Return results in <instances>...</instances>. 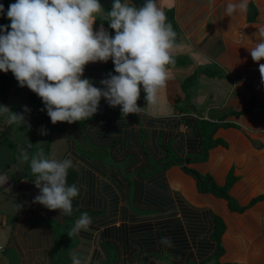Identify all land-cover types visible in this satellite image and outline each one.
<instances>
[{
  "label": "crops",
  "instance_id": "0c3cea01",
  "mask_svg": "<svg viewBox=\"0 0 264 264\" xmlns=\"http://www.w3.org/2000/svg\"><path fill=\"white\" fill-rule=\"evenodd\" d=\"M167 3L168 20L177 33L173 50L176 63L170 67L166 87L161 89L165 94L162 102L147 105L141 91L137 104L143 109L139 114H129L131 118L153 120V124L146 129L143 126L142 152L136 151L128 164L121 162L126 165L125 172L114 171L121 190L114 185L113 201L106 213L97 216L100 221L88 211L103 210L107 200L95 192L100 205L93 208L87 198L86 172H78L81 192L77 206L92 217L90 227L94 229L88 254L92 256V264H264V82L259 71L264 60L253 61L246 48L253 46L258 28L264 27V0H249L246 12L232 16L225 15L226 0ZM101 23L97 19L94 30ZM104 27L110 32L106 22ZM101 64L107 71L114 66L111 60L85 66L84 77L91 78L97 87L107 77V71L99 67ZM0 75L6 87L3 92L0 83V105L25 118L24 125L12 126L0 118V175L6 173L9 178L4 187L0 186V235L4 234L6 240L0 243L6 247L3 257L7 264H71V253L85 241L84 231L69 249L67 259H55L56 253L63 252L61 238L63 233L68 236L70 225L64 221L66 216L59 218L41 212V205L34 202L39 189L27 173L30 163L21 160L25 148L30 156L38 146L45 149L40 141L42 133L49 129L46 110L41 111L44 104L29 88L20 87L11 71ZM193 91L194 96L199 91L205 101L192 102ZM101 101L94 120L122 115L121 108L111 115L106 111L108 103ZM25 106L29 112L24 111ZM201 121L232 124L229 128L220 126L213 135L214 140H223L227 145L206 148L203 139L199 142L197 127ZM59 132L70 145L67 157L75 144L68 132ZM164 135L172 136L170 139L177 140V145L182 138L195 136L193 139L199 142L197 149L190 151L186 146L178 157L188 153L201 156L206 151L209 156L206 162H191L187 168L202 176L201 183L214 182L221 188L227 187L228 198L244 210L232 211L227 196L219 198L214 193L200 192L194 177L186 176L180 165L166 172L170 186L167 194L175 199L172 207L160 211L141 208L134 190L140 181H149L141 172L154 171L157 167L153 163L165 159ZM152 150L158 154L152 156ZM71 157L78 169L84 168L86 160ZM99 178L110 184L116 181L111 183L103 175ZM184 179L188 180V187L179 185ZM72 183L70 180L69 184ZM94 183V190H98L96 186L100 183ZM179 196L188 203L183 204L185 210L178 204ZM193 218H198L199 224L193 223ZM165 237L171 240V246L162 243ZM8 249L14 252L10 257L6 254ZM96 252L100 254L98 260Z\"/></svg>",
  "mask_w": 264,
  "mask_h": 264
},
{
  "label": "clouds",
  "instance_id": "9594fccd",
  "mask_svg": "<svg viewBox=\"0 0 264 264\" xmlns=\"http://www.w3.org/2000/svg\"><path fill=\"white\" fill-rule=\"evenodd\" d=\"M248 5L249 0H226L225 15L244 13ZM5 15L10 24L0 25V72L11 71L20 87L26 86L41 98V111L46 110L53 124L92 119L101 99L113 108L120 106L122 115L139 114L143 109L137 104L141 90L147 105H156L160 90L167 85L170 67L176 63L173 50L177 33L157 0H145L143 7L134 5L132 0H112L110 11L102 7L100 0H16L7 11L0 1V17ZM97 19L102 23L94 30ZM105 22L114 35L105 29ZM258 29L257 41L246 47L257 63L264 60V27ZM109 60L114 64V73L100 80V87L84 77L86 65ZM259 71L264 82V64L259 65ZM24 111L30 109L25 106ZM0 118L8 126L25 124L22 114L5 105H0ZM79 130L77 137L71 134L75 140L83 135V130ZM72 148L77 150L76 144ZM21 160L30 163L35 177L32 181L39 189L34 202L49 210H60V216H72L73 201L81 190L77 185L78 172L74 183H68L69 171L76 167L71 155L57 159L41 150L30 156L25 148ZM86 162L92 163L88 159ZM103 162L104 159L96 160L95 165H87L85 172L101 168L100 175L106 177L103 171L109 169ZM98 177L89 174L87 187L92 178L102 182ZM193 177L202 176L195 171ZM8 179L6 173L0 175V186L4 187ZM92 222L87 212L82 213L68 235L89 231ZM162 243L171 246L167 237ZM0 246L4 247L0 264H7L3 257L6 247ZM71 264H92V256L74 250Z\"/></svg>",
  "mask_w": 264,
  "mask_h": 264
},
{
  "label": "trees",
  "instance_id": "16d2710c",
  "mask_svg": "<svg viewBox=\"0 0 264 264\" xmlns=\"http://www.w3.org/2000/svg\"><path fill=\"white\" fill-rule=\"evenodd\" d=\"M11 3L12 2H8L7 4L4 5L6 11H7V8L9 7V5ZM7 24H10V21L7 19L6 15H5L4 17H2L1 25H7ZM112 31H114V30H111V32ZM1 77L2 76L0 75V81L4 82L3 77L2 78ZM4 86L5 85H3V87ZM5 88L6 87H4L3 92H5L4 91ZM46 116L47 117L45 120L49 121L50 117L47 115V112H46ZM94 119H96V118L93 117L92 119H90L88 121H86V120L82 121L81 125L76 122L77 125L79 126V128L83 130V135L80 136L81 138H79L80 141L90 140V141L94 142L96 144V146H100L101 150H103L104 152H108L110 154L109 156H111L113 158L112 161H115L117 163L123 162V163H127V164L129 163L128 161L130 159H132V157H134V155H136V151L142 152L140 145H141V138H142L143 132H144L143 126H145V129H146L147 126L149 127L153 124L152 123L153 120H140L138 118V116H134V118H131V115H129V114L127 116L121 115L119 117L109 119V120L105 116H102L101 120H94ZM191 124L192 123L190 122V125ZM190 125H188L187 127H189ZM223 125L227 128L232 126V124H228V123L216 125V123H213V122L201 121V124L197 127L199 129V136H200L199 142L201 141V139H203V141L205 142L206 148H210V147L213 148V147H216L219 145L226 146L227 143L225 141L213 139V135L215 133V130L217 128H219L220 126H223ZM56 130L61 131L59 128H55L53 130V132ZM65 132H68V134H70V138H72L71 137L72 135L68 129H66ZM170 137H172V136H168V135L165 136L164 135V138L162 139V148L167 153L164 160H166V159L168 160L167 161L168 164L166 165V169L158 170L159 172H155L157 170V168H156L154 171H152L150 173H146V171L141 172L142 174H144L146 179L148 178V180H149L148 182L140 181L134 190L133 195L135 196V200H137V204L141 208L148 209L151 211H160V210H164V208L172 207L173 201L175 199L170 198V196L167 194V192L170 190V186H169L168 181H167V177H166L167 173L166 172L168 170H170L173 166L180 165V164L176 163L175 159H173L174 161L170 160V151L173 152L171 154L172 156L176 155L175 157H178L179 155H181V153H182V151H184V149L185 150L187 149L186 146H188L190 151L191 150L195 151L198 147L199 142L196 139H193V138H195V136L192 139H188V140H186V138L185 139L182 138L181 143L178 145L176 144L177 140L173 141L170 139ZM72 139L75 140L74 137ZM145 149L149 153L148 147L145 146ZM191 153H193V152H191ZM157 154L158 153H156L155 150H152V156L157 155ZM72 155L82 157L83 160L87 159L78 150H75L74 152L72 150L71 156ZM164 155H165V153L163 154V156ZM187 156H189V153L185 154L184 156H181V160L183 162L180 165V166H183L182 170L186 176H191V175L193 176V172H194L190 168H187V165L189 163H191V162H206L208 160V157H209L208 153L206 151H204L201 156L196 155V157H192L191 159H193V160L190 159L189 161H187V159H188ZM82 158H81V160H82ZM102 159H104V158L102 157ZM178 159H180V158L178 157ZM96 160H98V159L94 158L91 161L92 162L91 164H89V162H86L85 163L86 167L84 164V168H82L81 170L78 169L77 167H75L73 170H70L69 175H68V183L70 182L71 179H72V181L73 180L75 181L74 178H75V175H77V172L87 170L88 166L91 167V166L95 165ZM153 165H155V167H156L157 164L153 163ZM27 173L31 179H33V180L35 179V177L31 174V170L29 168L27 170ZM89 174L92 177H94V175L88 171L86 172V177H88ZM115 177H116V174H115ZM126 178H127V176H126ZM116 179H117V177H116ZM195 180H196V184L198 185V190L200 192H202V193H205V192L214 193L219 198H223V197L227 196V199L229 200V202H232L231 203L232 211L240 212V211L244 210V208H241L238 205H235L233 203V201L230 200V198H228L229 197L228 196L229 195L228 194L229 189L227 187L221 188L214 182L213 183H208V182L201 183L200 182L201 179L199 177L195 178ZM118 181L119 180L117 179L112 184H110L109 182H103V183H105V189H103V187L101 186V188L98 187V190H96L97 194L99 193L100 196L103 195L104 200H107L106 201L107 204H109L111 201H113V199L111 198V193L113 191V188L115 189L114 185L115 186L117 185L120 188V181L119 182ZM94 184H95L94 179L92 178V182L89 183V186L87 187V189H90V191L87 190V195H88L87 198L91 203H93V205H92L93 208H97V207H99L100 204H98V202H96L97 200H95L96 198L94 197V194H95V190L93 188ZM179 185L181 187H188L187 186L188 180L184 179V181H181L179 183ZM121 186H122V184H121ZM116 197H114V199ZM258 200H260V198H258ZM184 202H186V201L181 196H179L178 204H182V208H184V210H185V205H183ZM77 203H78V201L76 198L73 201V214H72V216H70V217L66 216L65 220H64L66 223H69L70 229H72V227H73L72 223L74 224V222L76 221V217H78L79 214L84 213L83 210L80 209V206H77ZM188 206L189 205H187V207ZM39 208H40L41 212L52 214V215H55L56 217H59V218L61 217L60 216V210H49V209L45 208L43 205H41V207H39ZM107 208H108V206L104 207L103 210L99 209V210H93V211H88V212L89 213L93 212V216H95L97 218V216L100 215L101 213H106ZM188 214H189V212H188ZM188 217H191V216L188 215ZM193 219H194L193 223L199 224L200 220L198 221V218H193ZM124 230H126V229H124ZM221 233L222 232L218 233V237L221 235ZM82 234L84 236L85 241H84V243L80 242V247L78 248V250L87 255L89 252L88 250L91 247V243H89V242L92 239V235L94 234V229L92 227H90L89 231H84V233L82 232ZM108 235L110 236L112 234L108 233ZM99 256H100V254L98 252H96L95 260H98Z\"/></svg>",
  "mask_w": 264,
  "mask_h": 264
},
{
  "label": "rangeland",
  "instance_id": "374dc122",
  "mask_svg": "<svg viewBox=\"0 0 264 264\" xmlns=\"http://www.w3.org/2000/svg\"><path fill=\"white\" fill-rule=\"evenodd\" d=\"M157 2H158V5L166 12L167 18H168L169 17V15H168L169 7L167 8L168 0H158ZM111 4L112 3H110V9H108L109 11L111 10ZM102 15H103V13H102ZM110 32H111V30H110ZM101 66H102V64L99 65V67H101ZM102 69H103V72L107 71L106 67L102 66ZM110 72L114 73V66H110V69L107 71L106 75H108ZM98 81L99 80L97 79V82ZM0 83L2 84V86L4 85L3 82H0ZM205 87L206 86H203L202 88H205ZM141 91H143V90H141ZM159 96H160L159 100L162 102L163 97L165 96V94H164V92L162 90H160ZM200 99L202 101H205L204 97L202 95H200L199 91L195 93V96H194V91H193L192 102H194V103L196 101L198 102V101H200ZM100 103L103 104L102 101ZM108 107L109 108H108V110L106 109V111L108 113H110L111 115L113 113L117 114L118 108H120V106H117L115 108H113L111 106H108ZM77 123H79L81 125L82 121H80V122L78 121ZM50 130L51 129L49 128L46 131V134H44L43 136L40 137V141L42 142L43 147L46 149V150L44 149L43 152H44V154L46 156L51 157V156L54 155L57 159H63L65 157V155L68 154V152L70 150L69 142L67 141V139L64 136L59 135L60 132L58 130H56L54 132L51 131V133L49 132ZM74 143L76 144V149L78 151H80L84 155V157H86L89 161H92L94 158H97V159H100V160L102 159V157L104 158V162L103 163L109 169V171H107V172L103 171V172L106 174V177L108 178V180H113L114 179V177H115L114 171L117 170V169H120L123 172H125V166H126L125 164H123V163L118 164L117 162L112 161L113 158L111 156H109L110 154L108 152H104L103 150H101V147L100 146H96V144L94 142H92L90 140L80 141V139L79 140L76 139ZM41 150H42L41 147L38 146V148L34 151L33 156H35ZM172 153L173 152L170 151V160L175 159L176 160L175 162L181 165L182 162H183L181 160V158L178 159V157H175L176 155L172 156L171 155ZM187 157H188L187 161H189L192 157H196V155L195 154L192 155V154L189 153V156H187ZM191 160H193V159H191ZM167 161L168 160L166 159L162 163H157V165H156L157 169L158 170L166 169V165L168 164ZM101 173H102V169L98 168L92 174L97 175V177H98ZM123 174L126 175L125 173H123ZM100 180H102V179H100ZM99 183L101 184L103 189H105V183H103V182H99ZM101 186H100V188H101ZM88 191H90V189H88ZM95 192H96V190H95ZM138 212L142 213V211H138ZM72 225H73V223H72ZM69 233H70V231H69ZM61 239H62L61 248L62 249L64 248V249L62 250L63 252L55 254V259L58 257V258H61L62 260H65V259H67L66 255H68L67 253H68L69 249H71L72 247H74L76 245L77 236L73 235V236L70 237L69 235L67 236V235H64V233H63V237ZM5 241H6L5 240V235L4 234L0 235V243H4ZM6 254H7L8 257H10L12 254H14V252H13V250L8 249ZM55 264H57V263H55Z\"/></svg>",
  "mask_w": 264,
  "mask_h": 264
},
{
  "label": "water",
  "instance_id": "95a60500",
  "mask_svg": "<svg viewBox=\"0 0 264 264\" xmlns=\"http://www.w3.org/2000/svg\"><path fill=\"white\" fill-rule=\"evenodd\" d=\"M2 2L3 5L7 4L8 2H12L15 3L16 0H0ZM133 4L138 6V7H143L145 0H132ZM100 3L102 5L103 8L105 9H110V3H112V0H100ZM2 20V17H0V22ZM50 129H54V128H60V129H68L70 131V133L74 136L77 137L79 132H81L78 128V125L75 123H71L69 124L68 122H57L56 124H53L50 120V124H49Z\"/></svg>",
  "mask_w": 264,
  "mask_h": 264
},
{
  "label": "built area",
  "instance_id": "2783aa9c",
  "mask_svg": "<svg viewBox=\"0 0 264 264\" xmlns=\"http://www.w3.org/2000/svg\"><path fill=\"white\" fill-rule=\"evenodd\" d=\"M3 250H4V247L3 246H0V257H2Z\"/></svg>",
  "mask_w": 264,
  "mask_h": 264
}]
</instances>
